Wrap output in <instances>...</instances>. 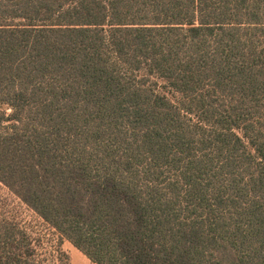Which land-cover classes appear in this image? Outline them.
Instances as JSON below:
<instances>
[{
    "label": "trees",
    "instance_id": "obj_1",
    "mask_svg": "<svg viewBox=\"0 0 264 264\" xmlns=\"http://www.w3.org/2000/svg\"><path fill=\"white\" fill-rule=\"evenodd\" d=\"M0 184L93 264H264V0H0Z\"/></svg>",
    "mask_w": 264,
    "mask_h": 264
},
{
    "label": "rangeland",
    "instance_id": "obj_2",
    "mask_svg": "<svg viewBox=\"0 0 264 264\" xmlns=\"http://www.w3.org/2000/svg\"><path fill=\"white\" fill-rule=\"evenodd\" d=\"M0 220L14 223L19 229L26 231L36 249V264H60V254L65 253L69 256L64 242L60 245L57 232L2 184Z\"/></svg>",
    "mask_w": 264,
    "mask_h": 264
},
{
    "label": "crops",
    "instance_id": "obj_3",
    "mask_svg": "<svg viewBox=\"0 0 264 264\" xmlns=\"http://www.w3.org/2000/svg\"><path fill=\"white\" fill-rule=\"evenodd\" d=\"M64 246H66L65 248L70 256L71 264H93L85 254L78 250L69 241H64Z\"/></svg>",
    "mask_w": 264,
    "mask_h": 264
}]
</instances>
